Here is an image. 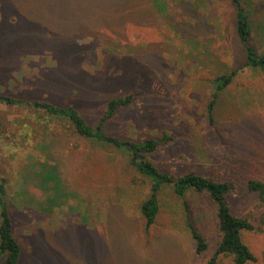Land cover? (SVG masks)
<instances>
[{
    "label": "rangeland",
    "instance_id": "1",
    "mask_svg": "<svg viewBox=\"0 0 264 264\" xmlns=\"http://www.w3.org/2000/svg\"><path fill=\"white\" fill-rule=\"evenodd\" d=\"M244 2L264 51V0ZM245 62L231 0H0V93L25 101H0V185L20 264L209 263L221 233L208 194L166 186L148 229L140 206L150 179L127 152L35 105L73 106L97 125L112 98L129 94L105 129L167 134L149 153L162 169L232 182V211L255 227L242 232L258 258L247 264H264V203L247 185L264 179V72ZM188 215L208 241L201 254ZM217 264L235 263L222 254Z\"/></svg>",
    "mask_w": 264,
    "mask_h": 264
},
{
    "label": "trees",
    "instance_id": "2",
    "mask_svg": "<svg viewBox=\"0 0 264 264\" xmlns=\"http://www.w3.org/2000/svg\"><path fill=\"white\" fill-rule=\"evenodd\" d=\"M231 2L235 6L236 30L246 50L245 65L260 68L264 72V51H260L253 43L254 27L245 2L244 0H231ZM236 73L237 70H234L231 73L218 76L215 79L217 90H222L229 85ZM133 98V94L112 98L97 125L90 124L85 115L73 106H58L48 102H36L35 105L46 108L48 113L55 118L70 121L73 129L79 135L127 152L131 165L150 179V193L140 206L148 229L156 223L160 214L161 193L166 186L173 187L174 192L181 197L186 196L190 191L206 193L216 204V217L221 233L217 249L208 264H217L222 254L232 255L235 264L257 261L256 254L242 238L243 230H253L254 224L250 219L234 214L227 198L234 188L232 182L218 181L212 176L200 175L194 171L177 176L162 169L149 158V153L155 152L160 145L170 139L167 134L161 138L133 140L110 134L105 129L106 122L116 114L119 108L129 105ZM0 101H6L9 104L25 102L2 93H0ZM214 104L215 99L208 106L211 120L214 119ZM247 185L251 191L259 193L264 203V179H250ZM5 191V185L2 183L0 185V261L1 264H20L23 247L15 235L10 206L4 197ZM188 225L196 242V252L198 254L205 252L209 247L208 241L190 215H188Z\"/></svg>",
    "mask_w": 264,
    "mask_h": 264
}]
</instances>
